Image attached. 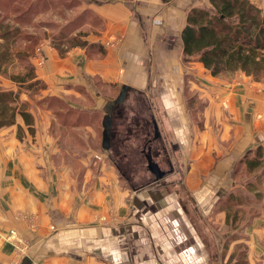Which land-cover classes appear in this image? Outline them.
I'll use <instances>...</instances> for the list:
<instances>
[{
  "label": "crops",
  "instance_id": "0c3cea01",
  "mask_svg": "<svg viewBox=\"0 0 264 264\" xmlns=\"http://www.w3.org/2000/svg\"><path fill=\"white\" fill-rule=\"evenodd\" d=\"M209 5L85 0L103 21L89 46L40 47L32 63L46 87L20 97L34 123L0 128V264L13 258L12 230L27 248L18 264H229L234 247L224 236L220 253L217 231L233 200L264 187V158L250 169L264 147V80L185 62L188 15ZM55 101L85 102V129L67 127ZM262 198L251 264L264 256Z\"/></svg>",
  "mask_w": 264,
  "mask_h": 264
},
{
  "label": "trees",
  "instance_id": "16d2710c",
  "mask_svg": "<svg viewBox=\"0 0 264 264\" xmlns=\"http://www.w3.org/2000/svg\"><path fill=\"white\" fill-rule=\"evenodd\" d=\"M209 2L208 7L195 8L188 15L182 32L185 62L196 59L214 77L244 72L260 80L264 77V10L250 0ZM32 3L25 11L0 6V75L8 77L19 88L17 91L0 88V128L16 124L18 116L27 125H33L29 104L21 101V93L34 94L46 87L37 78L32 63L37 55L38 38L25 33L20 26L30 13ZM79 35L67 40L71 48L89 46ZM20 42L25 46L21 48ZM19 61L25 63L23 71L11 72ZM263 153L264 147L257 150L250 160L255 165L250 169L260 165Z\"/></svg>",
  "mask_w": 264,
  "mask_h": 264
},
{
  "label": "rangeland",
  "instance_id": "374dc122",
  "mask_svg": "<svg viewBox=\"0 0 264 264\" xmlns=\"http://www.w3.org/2000/svg\"><path fill=\"white\" fill-rule=\"evenodd\" d=\"M250 1L258 6L257 0ZM31 2H33L31 11L26 15L25 21H23V24L20 26L23 28L25 33L34 34L38 38L37 49L45 43H49L51 47L59 51L60 55L64 56L72 49L67 41L69 38L80 34L79 36L86 40V36L99 34L102 30L103 21L99 18L95 11L85 10V0H0V6L7 5V8L10 10L16 8L20 11H25ZM19 44L21 48L25 46V43L20 42ZM191 61H196V59ZM42 62L43 61H40V63ZM188 63L189 62H187V64ZM24 67L25 63L19 61L16 63L15 67L11 68L10 71L18 73L23 71ZM237 73L232 76H235ZM222 75L229 76L228 74ZM253 79L255 81H261L264 80V77L260 80H256L255 78ZM0 83H3V81H0ZM0 88L5 89V87L1 86V84ZM37 93L29 94L31 95V98H35L33 96ZM53 103L54 105L58 104L60 109H62V112L60 113L62 117L60 119L67 127H75L74 125H76V127H82L85 129V102H81L80 107H75L80 108L81 112L79 113H73L75 108L73 110H69L64 104L56 103V101ZM99 130H101V128H99ZM94 147L100 148L99 144L94 145ZM262 157L264 158V153L262 154ZM242 174L244 175L245 172ZM241 178H243V176ZM244 183V185H246V182ZM254 186L256 190L259 191V195H257L258 198L256 195L252 196L243 194L244 197L239 204L236 203V200H233V205L230 207L227 218V226L224 225V227L219 228L217 231L216 236L219 241H223L224 243L220 253L223 252L224 256H226L224 250L226 241H224V236L228 238L225 249L229 250L231 246L234 247L229 264H251L249 261L251 253L249 248L250 240L247 235V226L254 218V215L260 212L259 208H257L255 204L259 199V201H261L264 195L263 186L258 188L256 185ZM242 203L253 204V206L241 208L238 205ZM13 249L14 255L9 264H12V261L16 260L15 258L20 252L15 247ZM20 249L25 250L27 248L20 246ZM24 252L25 251H22L18 255V262ZM256 264H264V256H262V261Z\"/></svg>",
  "mask_w": 264,
  "mask_h": 264
},
{
  "label": "built area",
  "instance_id": "2783aa9c",
  "mask_svg": "<svg viewBox=\"0 0 264 264\" xmlns=\"http://www.w3.org/2000/svg\"><path fill=\"white\" fill-rule=\"evenodd\" d=\"M38 54L41 53V48L37 49ZM6 239L7 241L11 242L13 244V246L18 249L20 252L24 251V249H20V241L18 238V234L15 230L10 231L7 235H6ZM20 252L17 254V257L15 258V261H12V264H18V255L20 254Z\"/></svg>",
  "mask_w": 264,
  "mask_h": 264
},
{
  "label": "water",
  "instance_id": "95a60500",
  "mask_svg": "<svg viewBox=\"0 0 264 264\" xmlns=\"http://www.w3.org/2000/svg\"><path fill=\"white\" fill-rule=\"evenodd\" d=\"M106 140H108L107 137H106ZM151 170L156 174L157 178H161L162 176L165 175L163 172H161V171L157 168V166H153V164L151 165Z\"/></svg>",
  "mask_w": 264,
  "mask_h": 264
}]
</instances>
